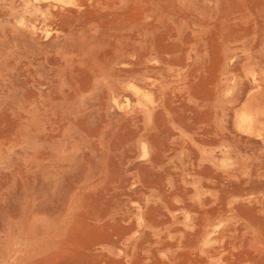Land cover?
I'll return each instance as SVG.
<instances>
[{
	"label": "rangeland",
	"instance_id": "obj_1",
	"mask_svg": "<svg viewBox=\"0 0 264 264\" xmlns=\"http://www.w3.org/2000/svg\"><path fill=\"white\" fill-rule=\"evenodd\" d=\"M40 1L0 0V264H264V138L228 110L264 0Z\"/></svg>",
	"mask_w": 264,
	"mask_h": 264
},
{
	"label": "bare ground",
	"instance_id": "obj_2",
	"mask_svg": "<svg viewBox=\"0 0 264 264\" xmlns=\"http://www.w3.org/2000/svg\"><path fill=\"white\" fill-rule=\"evenodd\" d=\"M37 1V3H40L42 1L40 0H34V2ZM28 2V1H27ZM53 2L57 3V4H68L70 1H65V0H54ZM73 3V2H72ZM76 4V3H75ZM54 6V5H53ZM33 8H36V6H34ZM40 8V7H38ZM47 8V7H46ZM45 8V9H46ZM55 8V7H54ZM59 8V6H58ZM63 8V7H62ZM62 8H59L62 10ZM76 8V7H75ZM82 8V7H81ZM34 10V9H33ZM36 10V9H35ZM34 10V11H35ZM42 10V9H41ZM55 10V9H54ZM48 11V10H46ZM39 13V10L37 11ZM42 12V11H41ZM43 13V12H42ZM45 13V12H44ZM42 15V14H41ZM49 15V14H48ZM43 16V15H42ZM50 18H51V15H50ZM48 18V19H50ZM22 21V19H20ZM35 22V21H33ZM20 23V21H19ZM23 23V21H22ZM21 23V24H22ZM26 23V22H24ZM30 23V22H29ZM28 23V25H29ZM35 24V23H33ZM29 25L27 27L30 28V26L32 27H35V25ZM19 25V24H18ZM25 25V24H24ZM22 27H23V24H22ZM39 27V30L35 32H39L40 31V25L37 26ZM36 27V28H37ZM22 29V28H21ZM43 29V28H42ZM32 32V30H31ZM44 33V36H48L50 35L49 33L52 31H50L48 28L45 30L42 31ZM41 32V33H42ZM26 33H29L26 31ZM30 34V33H29ZM43 36V37H44ZM195 47V46H193ZM196 50V48H194ZM149 56V55H148ZM147 56V59H149V57ZM154 57V56H153ZM231 58V57H230ZM232 59V58H231ZM145 60V59H144ZM151 60V59H150ZM154 60V59H153ZM152 60V61H153ZM146 62V60H145ZM123 64V63H121ZM110 65V64H109ZM248 65V64H247ZM130 66V65H129ZM257 66V65H255ZM136 67V66H135ZM243 67V65H242ZM245 67V66H244ZM247 67V66H246ZM253 67V66H252ZM259 67H261L259 65ZM257 68V67H256ZM262 68V67H261ZM260 68V69H261ZM243 69V68H242ZM111 70V68H110ZM262 70V69H261ZM143 71V70H142ZM101 72V71H100ZM146 72V71H145ZM144 72V73H145ZM241 72V69L239 68V73ZM150 73V72H149ZM152 73V72H151ZM231 73V72H230ZM263 73V71H262ZM138 74V73H137ZM143 75V73H141ZM238 74V73H237ZM242 73H240L241 75ZM102 75V74H101ZM107 75V74H106ZM128 75V74H127ZM142 75H140V77L142 78ZM232 75V74H231ZM239 75V74H238ZM135 76L138 78L139 75L137 76L135 74ZM163 76V75H162ZM106 77V76H105ZM235 77V76H234ZM240 77V76H238ZM103 78V76H102ZM113 78V77H112ZM132 78V76H131ZM140 78V79H141ZM145 78V77H143ZM107 79V78H105ZM117 79V78H116ZM115 79V81H116ZM122 79V78H121ZM148 79V78H147ZM234 79V78H233ZM114 80V79H113ZM142 80V79H141ZM118 81V80H117ZM129 81V80H128ZM127 81V82H128ZM159 81V79H158ZM162 81V80H161ZM103 82V81H101ZM110 82V81H109ZM124 82V81H123ZM164 82V81H163ZM160 85H162V83ZM233 82V81H232ZM106 83H107V80H106ZM126 84V82H124ZM103 84V83H101ZM150 84V83H149ZM220 85V84H219ZM119 88L122 89V87H120V85H118ZM117 86V87H118ZM122 86V85H121ZM124 86V85H123ZM127 86V88L131 91V95H134L136 96L137 98H140L141 96L144 95L145 96H148V93L146 92V89L142 88V87H139L137 86L135 83H132V82H129L128 85H125ZM125 86L123 88H125ZM146 86V85H145ZM164 86V85H163ZM107 87V86H106ZM126 88V89H127ZM103 89V88H102ZM224 91V98H225V101L226 102H231L230 100L232 99V97H230V93H232L233 91H235V88L234 86L233 87H226L224 89H221ZM222 92V91H221ZM108 94V93H107ZM150 96V95H149ZM220 97V96H219ZM127 98H125V102H127ZM136 98V99H137ZM223 99V98H222ZM113 102L114 103H117V99L115 97L112 98ZM110 100V101H112ZM220 101V100H219ZM112 102V104H113ZM143 102V100H142ZM221 102V101H220ZM223 102V101H222ZM125 104V103H123ZM123 104H121L120 106H123ZM145 104V103H144ZM223 104V103H222ZM113 106H117L113 104ZM119 106V107H120ZM145 107V106H144ZM236 105H233L231 106L230 108H228V110L235 112V115H234V119L235 120V123L237 125V130L239 131V133H244L245 135H248V136H257V137H260V138H264V131L262 132V126H263V123H264V75H262L261 73H259V70L257 71V69L255 70L254 69H249L241 75V77L237 80V109H235ZM122 108V107H121ZM148 109H146L147 111ZM154 110V109H153ZM237 110V111H236ZM145 111V112H146ZM141 112V111H140ZM148 112V111H147ZM150 113V112H149ZM152 113V112H151ZM233 116V115H232ZM264 140V139H263ZM145 141V140H144ZM261 141V140H260ZM141 143V142H140ZM261 144H263L261 142ZM148 146V145H147ZM149 147V146H148ZM147 147V149H148ZM141 149L143 151V153L145 154L146 153V146L143 144L141 146ZM220 149V148H219ZM218 149V150H219ZM222 149H223V146H222ZM229 149V148H228ZM225 152V150H224ZM239 152V151H238ZM149 153V152H148ZM221 153V152H220ZM222 155V154H221ZM227 154L224 153V156H226ZM240 157V155H239ZM216 159V158H215ZM214 159V160H215ZM225 159V158H224ZM227 162V160H226ZM238 166V165H237ZM219 223V222H218ZM217 224L214 225V228L217 229ZM205 234V233H204ZM209 234V233H208Z\"/></svg>",
	"mask_w": 264,
	"mask_h": 264
}]
</instances>
